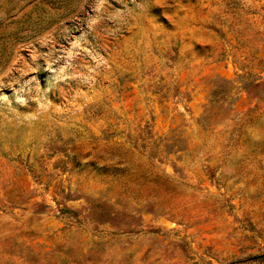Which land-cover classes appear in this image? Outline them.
Returning a JSON list of instances; mask_svg holds the SVG:
<instances>
[{"label": "rangeland", "instance_id": "rangeland-1", "mask_svg": "<svg viewBox=\"0 0 264 264\" xmlns=\"http://www.w3.org/2000/svg\"><path fill=\"white\" fill-rule=\"evenodd\" d=\"M0 264H264V0H0Z\"/></svg>", "mask_w": 264, "mask_h": 264}]
</instances>
